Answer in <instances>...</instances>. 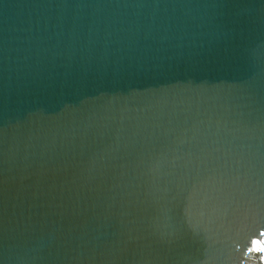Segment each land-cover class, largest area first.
<instances>
[{
    "label": "water",
    "instance_id": "obj_1",
    "mask_svg": "<svg viewBox=\"0 0 264 264\" xmlns=\"http://www.w3.org/2000/svg\"><path fill=\"white\" fill-rule=\"evenodd\" d=\"M0 264H264V0H0Z\"/></svg>",
    "mask_w": 264,
    "mask_h": 264
}]
</instances>
